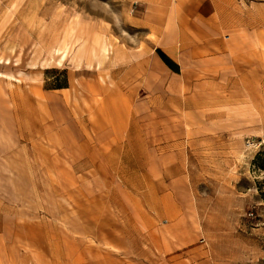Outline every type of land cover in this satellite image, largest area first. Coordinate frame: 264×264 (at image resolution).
<instances>
[{"label": "rangeland", "instance_id": "obj_1", "mask_svg": "<svg viewBox=\"0 0 264 264\" xmlns=\"http://www.w3.org/2000/svg\"><path fill=\"white\" fill-rule=\"evenodd\" d=\"M178 2L0 0V93L24 104L33 95L46 116L45 91L67 87L75 117L126 120L120 152L106 156L113 192L80 193L54 155L39 156V186L6 204L0 264H264V75L257 90L230 97L217 79L208 91H167L150 124L127 123L126 92L118 108L111 97V84L142 59L144 37L158 44L159 29L174 24ZM72 28L87 36V51L77 63L73 47L59 62L46 50ZM94 83L107 90L85 89Z\"/></svg>", "mask_w": 264, "mask_h": 264}, {"label": "crops", "instance_id": "obj_2", "mask_svg": "<svg viewBox=\"0 0 264 264\" xmlns=\"http://www.w3.org/2000/svg\"><path fill=\"white\" fill-rule=\"evenodd\" d=\"M176 9L174 24L159 29L158 44L144 37L150 50H140L142 59L128 65L124 75L109 88L114 91L111 97L117 108L119 93L126 92L131 115L127 123L150 124L157 116L161 118L153 108L154 101L165 98L167 91H208L217 79L226 83V97H230L252 86L257 90L256 85L263 82L262 0H180ZM85 89L107 90V85L87 84ZM68 90L62 87L45 91L42 105L46 116L39 115L40 101L33 95L29 104H24L17 95L0 93V235L7 233L2 229L7 228L4 225L11 218L6 204L24 202V195L29 194L26 188L32 183L39 186L38 172L44 169L40 155H54L56 168L68 176L67 185L78 187L80 193L85 194L88 187L115 191L117 180L108 174L113 165L106 161L112 158L106 156L120 152L118 139L126 120L120 122L117 116L110 122L90 124L81 115L75 117L66 98ZM91 140L97 150L88 151ZM105 142L111 146H102ZM91 170L96 173L89 176ZM17 207L15 218L22 220L23 210Z\"/></svg>", "mask_w": 264, "mask_h": 264}, {"label": "bare ground", "instance_id": "obj_3", "mask_svg": "<svg viewBox=\"0 0 264 264\" xmlns=\"http://www.w3.org/2000/svg\"><path fill=\"white\" fill-rule=\"evenodd\" d=\"M73 31V32H72ZM71 35L68 39L65 37L60 41H54L49 48L46 50L47 54H58L59 62L64 60L69 53L70 49L74 47V51L71 53V58L75 62H79L84 57L86 49V38L87 36L79 31L77 28L70 31ZM74 35V36H73ZM73 36V37H72Z\"/></svg>", "mask_w": 264, "mask_h": 264}]
</instances>
